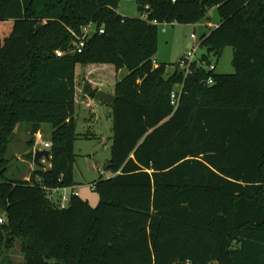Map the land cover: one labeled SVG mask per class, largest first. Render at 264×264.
Segmentation results:
<instances>
[{"label":"trees","instance_id":"obj_1","mask_svg":"<svg viewBox=\"0 0 264 264\" xmlns=\"http://www.w3.org/2000/svg\"><path fill=\"white\" fill-rule=\"evenodd\" d=\"M119 3L0 0V264H264V0H136L140 17ZM213 8L220 21L201 37V61L232 47L234 73L195 63L166 77L153 59L158 26L197 24ZM91 22L82 51L58 57L69 29ZM123 68L107 104L112 175L94 182L96 206L74 194L61 208L54 190L77 184L74 143L91 137L78 131L77 81L94 99L105 72ZM46 123L50 166L9 175L16 131L32 150Z\"/></svg>","mask_w":264,"mask_h":264},{"label":"rangeland","instance_id":"obj_2","mask_svg":"<svg viewBox=\"0 0 264 264\" xmlns=\"http://www.w3.org/2000/svg\"><path fill=\"white\" fill-rule=\"evenodd\" d=\"M118 12L130 17H140L141 13L138 10L136 0H120ZM220 17L217 8L209 11L207 18L197 24H179L165 23L158 26L157 51L154 56L156 63L166 66V77L171 76L177 70L178 62L186 57L189 51L188 44L191 43L197 51L195 59H200L203 54L207 53L206 48L200 47L201 37L209 31L206 26L212 23L213 26L218 24ZM201 23H206L201 25ZM192 34H196L197 38L193 39ZM234 49L226 47L222 50L220 56L211 54L210 62L205 66H215V72L221 74L234 73L233 66ZM128 74V70L123 68L119 71L113 70L105 72V77L108 84L101 85L99 90L106 93H111L114 89L115 82ZM83 80L77 81V105L82 109L79 123V132H90V138H78L74 143L76 153V162L74 165L73 177L77 183L76 191L84 199H88L92 206H96L99 202V194L94 188V182L98 181L103 175L104 178L110 177L112 173L107 171L106 165L111 158L112 137H113V119L112 109L105 103L95 102L93 99H86L82 95ZM180 84H176L174 89H178ZM91 102L93 107H91ZM87 111H84V109ZM93 113V118L90 119V113ZM44 134V139L48 140L51 136V126L46 123L41 127ZM30 135L26 128H20L16 131L12 143L9 148V157L12 158L13 169L9 172L19 177L28 176L30 171L36 167L33 161L26 157L30 151L34 154L33 149L28 147V139ZM40 149H46L43 145ZM43 162V164H47ZM104 171L105 174L101 172ZM102 174V175H101ZM10 257L15 262L22 261V255L19 247L10 252Z\"/></svg>","mask_w":264,"mask_h":264},{"label":"built area","instance_id":"obj_3","mask_svg":"<svg viewBox=\"0 0 264 264\" xmlns=\"http://www.w3.org/2000/svg\"><path fill=\"white\" fill-rule=\"evenodd\" d=\"M144 19H146V16H143ZM154 24H159L157 21L153 22ZM70 33L72 34L74 40L73 43L71 45V48L68 51H63V50H56V55L58 57L64 56L65 54L69 53V54H73L75 52H81L82 49L84 48L85 44H86V40L88 39V37L93 34L96 31V26L95 24H93L92 22L90 24H88L87 26L83 27L82 29V33L81 34H77L74 30L69 29ZM99 32L101 34H103L105 32L104 28H101L99 30ZM192 38L196 39L197 35L196 34H192ZM197 49L194 46H191V48L189 49V51L186 54V57L182 58L178 64H177V70L179 71H183L185 73V75L187 76L188 74L192 73L193 70V64L197 63L200 64L201 66L205 67L206 69L210 70V71H215V66L214 65H209V68H207L205 66V64L207 63L206 61H201L200 59H195V53H196ZM202 57V56H201ZM156 63V62H155ZM214 83V78L212 76H210L207 80H206V84L211 85ZM182 91H183V84H180V87L178 89H175L171 92L170 95V100H171V104L175 107H177L179 105L181 96H182ZM43 145L44 148L49 149L52 145L51 141L45 140L44 139V134L42 133V131H38L37 133H35V145H34V153L36 150L40 149L39 146ZM102 174H105L104 171L101 172ZM55 192H60L61 193V199L59 202V206L61 208H66L69 204V201L71 199V196L74 194L78 195V192L76 191L75 188L73 187H63V188H58L56 190H54ZM54 195H51V198H53ZM0 223H4V217L0 216Z\"/></svg>","mask_w":264,"mask_h":264},{"label":"water","instance_id":"obj_4","mask_svg":"<svg viewBox=\"0 0 264 264\" xmlns=\"http://www.w3.org/2000/svg\"><path fill=\"white\" fill-rule=\"evenodd\" d=\"M189 48H191V46H189ZM95 102H102V103H106V104H110V105H115L118 97L111 94V93H106L104 91L99 90L94 99ZM50 151L47 149H38L35 151L34 153V157H33V162L36 166L38 167H43V160H50ZM109 164L106 165V169L108 168Z\"/></svg>","mask_w":264,"mask_h":264},{"label":"crops","instance_id":"obj_5","mask_svg":"<svg viewBox=\"0 0 264 264\" xmlns=\"http://www.w3.org/2000/svg\"><path fill=\"white\" fill-rule=\"evenodd\" d=\"M118 13H119V12H118ZM121 15H124V14L121 13ZM124 16H127V15H124ZM128 17H130V16H128ZM205 24H206V23H201V25H205ZM206 26H207V27L209 28V30H210V29H212V28L217 27L218 24H215V25L213 26L212 23H208V24H206ZM189 46H192L191 43L188 44V47H189ZM158 64H160V63H158ZM125 76H126V75H125ZM122 78H123V77H122ZM122 78H121V79H122ZM90 105H91V107H93L92 102H91ZM48 141H51V139L49 138ZM45 161H46V160L44 159L43 162H45ZM46 163H47V164H44V165L50 166L49 161H47ZM25 178H26V179H29L28 176H26ZM74 180H75V179H74ZM75 182H76V181H75ZM77 186H78V185L76 184V185L73 186V188L78 189ZM78 194H79V193H78Z\"/></svg>","mask_w":264,"mask_h":264}]
</instances>
